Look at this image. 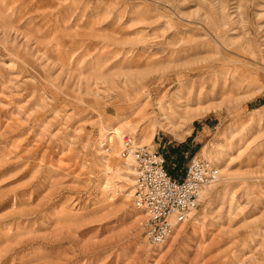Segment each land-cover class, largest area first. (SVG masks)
<instances>
[{
  "label": "rangeland",
  "instance_id": "obj_1",
  "mask_svg": "<svg viewBox=\"0 0 264 264\" xmlns=\"http://www.w3.org/2000/svg\"><path fill=\"white\" fill-rule=\"evenodd\" d=\"M125 133L221 169L160 246ZM0 264H264V0H0Z\"/></svg>",
  "mask_w": 264,
  "mask_h": 264
},
{
  "label": "built area",
  "instance_id": "obj_2",
  "mask_svg": "<svg viewBox=\"0 0 264 264\" xmlns=\"http://www.w3.org/2000/svg\"><path fill=\"white\" fill-rule=\"evenodd\" d=\"M122 146V156L134 162L133 201L146 214L150 244L160 246L197 208L202 190L218 180L220 168L209 158L194 156L180 178L159 148L141 144L131 133L124 134Z\"/></svg>",
  "mask_w": 264,
  "mask_h": 264
},
{
  "label": "bare ground",
  "instance_id": "obj_3",
  "mask_svg": "<svg viewBox=\"0 0 264 264\" xmlns=\"http://www.w3.org/2000/svg\"><path fill=\"white\" fill-rule=\"evenodd\" d=\"M220 170H221V169H220ZM205 189H206V188H205ZM205 189H203L202 192H203ZM179 225H180V224H178V225L175 226L174 231L179 227ZM174 231H173V232H174ZM174 233H175V232H174ZM171 235H172V234H171ZM169 238H170V237H169Z\"/></svg>",
  "mask_w": 264,
  "mask_h": 264
},
{
  "label": "trees",
  "instance_id": "obj_4",
  "mask_svg": "<svg viewBox=\"0 0 264 264\" xmlns=\"http://www.w3.org/2000/svg\"><path fill=\"white\" fill-rule=\"evenodd\" d=\"M170 170V169H169ZM172 172V170H170Z\"/></svg>",
  "mask_w": 264,
  "mask_h": 264
}]
</instances>
